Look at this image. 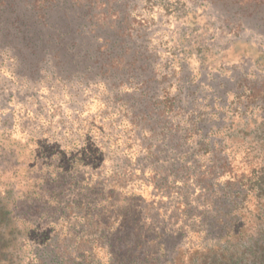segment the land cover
I'll return each mask as SVG.
<instances>
[{
  "label": "trees",
  "instance_id": "trees-1",
  "mask_svg": "<svg viewBox=\"0 0 264 264\" xmlns=\"http://www.w3.org/2000/svg\"><path fill=\"white\" fill-rule=\"evenodd\" d=\"M52 1L33 0L30 9L44 12ZM32 36L39 35L33 33L30 42L42 43L32 46L37 58L43 49H50L53 62L64 55L55 50L52 38ZM127 42L121 41L114 54L84 51L80 58H95L98 73L107 74L133 58L135 52L123 49ZM103 49L105 45L95 51ZM199 55L198 61L208 64L209 55L200 50ZM253 58L261 63L264 55L260 51ZM229 59L227 55L225 61ZM164 92L157 111L143 103L132 117L142 123L136 135L140 142L157 138L175 150L178 142L192 149L170 164L159 161L161 151L153 152L159 146L151 144L146 167H139L137 160L128 159L133 145H125L122 133L105 144L100 131L87 126L73 131L74 140L67 131L55 133L60 141L49 146L12 138L9 129L0 131V264H264V109L257 105L264 102V80L240 93L244 119L236 123L221 114L215 128H200L203 114L190 112L181 130L201 129L195 145L169 126L168 114L185 106ZM126 95L116 94L118 100ZM92 134H98L101 151L123 157L118 167L105 153L86 155L91 151L87 142H79ZM165 201L176 213L170 214L178 223L173 230L155 225L166 217L152 205ZM188 218L192 222L185 225Z\"/></svg>",
  "mask_w": 264,
  "mask_h": 264
},
{
  "label": "rangeland",
  "instance_id": "rangeland-1",
  "mask_svg": "<svg viewBox=\"0 0 264 264\" xmlns=\"http://www.w3.org/2000/svg\"><path fill=\"white\" fill-rule=\"evenodd\" d=\"M31 1L3 0L0 13V131L9 129L12 138L49 146L60 141L55 133L67 131L74 140L73 131L87 126L100 131L99 139L105 144H112L122 133L125 145L131 141L133 145L128 159L137 160L139 167H146L151 144L159 146L153 151H161L159 161L170 164L178 154L187 156L192 149L181 142L175 150L157 138L136 139L142 123L132 115L142 111L143 103L153 104L157 111L165 90L182 100L185 109L165 119L177 136L183 135L181 140L195 145L201 129L181 130L190 112L203 114L205 123L200 128H215L221 114L236 123L244 119L240 117L244 105L237 102H243L240 93L264 80V58L261 63L253 58L260 51L264 55V0H84L78 4L53 0L40 13L30 9ZM33 33L39 35L34 38H52L55 50L61 49L65 56L53 62L50 49H43L37 58L32 46L40 41H29ZM125 39L128 44L123 49L135 54L121 69L102 75L93 63L95 58H80L84 51L96 56L114 54ZM102 45L106 51H95ZM199 50L209 55L208 64L198 61ZM116 94L127 95L118 100ZM257 105L264 109V102ZM256 106L252 108L255 120ZM97 135L79 142H87L89 157L105 153L99 149ZM112 156L105 153L118 167L121 156ZM152 206L166 217L157 227L165 224L173 230L178 226L170 217L176 215L172 204ZM184 220L185 225L192 222Z\"/></svg>",
  "mask_w": 264,
  "mask_h": 264
}]
</instances>
